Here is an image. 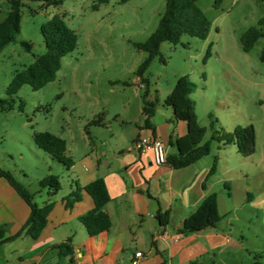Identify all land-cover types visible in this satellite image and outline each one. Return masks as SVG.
Returning <instances> with one entry per match:
<instances>
[{"label":"rangeland","instance_id":"1","mask_svg":"<svg viewBox=\"0 0 264 264\" xmlns=\"http://www.w3.org/2000/svg\"><path fill=\"white\" fill-rule=\"evenodd\" d=\"M215 1H197L211 21L207 38L183 35L176 45L162 43L144 78L157 99L156 111L164 115L170 111L163 106L164 99L178 78L187 75L195 85L191 99L201 126H208L209 115L227 131L253 125L254 154L244 159L230 147L219 152L212 149L208 159H217L214 175L224 178L231 200L241 207L231 228L241 246L227 263L264 264V61L259 58L264 37L248 52L240 43L245 31L258 28L264 17V0H218L217 6ZM41 6L39 1H24L17 41L0 44V100L11 104V108L8 104L0 108V170L23 185L38 206L46 190L39 187L40 180L53 175L61 185H69L71 174L37 148L33 135L49 132L62 138L67 150L75 151L71 154L77 163L74 154L83 156L89 151L85 130L93 129V120L103 118L116 129L115 122L124 118V107L142 105L143 90L135 72L146 53L134 44L145 42L154 32L165 1L108 0L98 4V0H62L56 7ZM8 10L7 0H0V22ZM54 15L61 16L75 32L77 47L61 59L54 81L38 91L24 85L8 97L6 90L14 73L44 53L40 29ZM20 42L31 44V51ZM208 48L210 54L205 57ZM210 137L208 130L206 138ZM248 194L255 202L253 207Z\"/></svg>","mask_w":264,"mask_h":264},{"label":"crops","instance_id":"2","mask_svg":"<svg viewBox=\"0 0 264 264\" xmlns=\"http://www.w3.org/2000/svg\"><path fill=\"white\" fill-rule=\"evenodd\" d=\"M139 89H144L140 81ZM148 98H154L150 90ZM124 114L123 119L115 122L116 129L99 118L96 124L92 123L93 129L85 130L89 151L83 156L74 154L77 163L71 154L75 151L67 150L73 161L69 185H61L54 194L44 191L39 205L52 202L53 206L37 239L22 232L7 240L21 230L28 219L29 207L0 178V264H68V258L59 256L56 249L68 238L75 264H228L232 261L231 256L241 246L231 232L232 221L241 207L231 200L232 194L228 192L231 190L225 187L224 178L207 176L212 165L208 159L212 149L219 152L236 147L219 148L212 142L209 155L185 168L157 165L150 152H139L133 147L135 139L152 135L151 129L144 126L142 105L137 102L124 107ZM151 124L167 155L174 154L176 149L168 144L169 136L185 135L186 124L174 123L171 109L165 115L157 110ZM206 134L203 142L210 139ZM97 178L104 180L110 197L103 211L109 215L111 227L89 237L79 217L92 210L94 203L83 187ZM77 188L81 199L71 204L69 193ZM212 193L217 195L221 216L215 228L180 234L184 219ZM247 201L252 207L255 205L251 195ZM165 213L168 223L161 226L158 216ZM176 235L180 238L173 241ZM136 252H141L142 257L136 258Z\"/></svg>","mask_w":264,"mask_h":264},{"label":"trees","instance_id":"3","mask_svg":"<svg viewBox=\"0 0 264 264\" xmlns=\"http://www.w3.org/2000/svg\"><path fill=\"white\" fill-rule=\"evenodd\" d=\"M24 1L26 0H7L9 10L5 20L0 22V42L15 43L17 41V36L20 33L21 7ZM35 1L42 3L41 8L56 7L62 2V0ZM107 1L98 0V4L106 3ZM123 1L125 2L126 0ZM164 1L165 9L154 32L148 36L145 42L134 44L137 50L146 53L135 74L140 84L144 87L141 97L142 112L145 115L144 126L151 129L153 137H157L151 124V119L156 112L157 99L156 97L153 99L148 98L149 82L144 78V73L152 59L159 55V48L162 43L167 42L176 45L183 35L205 40L211 27V21L197 5L198 0ZM218 2V0L215 1L216 6ZM93 8L97 9V5H94ZM40 31L45 51L40 56L35 57L32 63L14 73L6 90L8 97L17 94L24 85L29 86L33 91H38L54 81L56 73L61 68V59L77 47L75 32L65 24L59 15L52 16L41 26ZM262 37H264V17L258 21V28L251 27L241 35L240 43L243 51L248 52L256 41ZM20 44L26 51H31V44L26 42H20ZM209 54L210 49L208 48L205 57H208ZM259 58L264 61V50L260 53ZM194 90L195 85L190 81L189 77L187 75L181 76L176 81L171 93L163 101V106L173 111V122H184L187 128L185 135L181 137L174 133L170 134L168 144L174 147L176 152L167 155L165 165L171 169H181L194 164L209 155L212 142L217 143L219 148L230 145L235 146L243 158L254 154L256 132L252 124L245 127L236 126L232 131H227L211 115L208 116L209 123L207 127L199 124L195 112V103L191 99ZM4 104H8V108H11V104L8 101L0 100V108ZM97 119L93 120L92 123L96 124ZM208 130L211 132V137L203 142ZM33 141L37 148L63 165L67 171L73 166L72 159L66 155V143L62 138L49 132H39L33 135ZM216 166L217 159L215 158L207 177L214 175ZM0 178H3L29 207L27 221L14 237L7 240L19 236L22 232H25L33 240L37 239L47 224L53 203L49 202L38 206L33 202V195L17 182L9 172L0 170ZM39 187L54 194L60 190L61 184L58 177L48 175L39 181ZM83 190L92 198L94 207L79 217V222L84 227L87 235L93 237L108 231L111 227L110 217L103 211V207L110 200V197L102 178H97L90 182L83 187ZM249 196L248 194L247 198ZM80 199V189L77 188L69 193L71 204L78 202ZM158 220L161 226H165L168 223L167 213L159 215ZM220 220L221 216L217 208V195L212 193L201 202L193 213L184 219L179 233L188 235L206 228H215ZM56 249H58L59 256L68 258V264H75L71 238L58 244Z\"/></svg>","mask_w":264,"mask_h":264},{"label":"built area","instance_id":"4","mask_svg":"<svg viewBox=\"0 0 264 264\" xmlns=\"http://www.w3.org/2000/svg\"><path fill=\"white\" fill-rule=\"evenodd\" d=\"M133 147L136 151L139 152H144V153L150 152L152 154L154 163L157 165H163L166 163L167 153L165 150V146L162 143V141L157 137H153L151 135V136L135 139L133 142ZM179 238L180 235H176L173 241H176ZM134 256L136 258H141L142 254L141 252H136Z\"/></svg>","mask_w":264,"mask_h":264}]
</instances>
